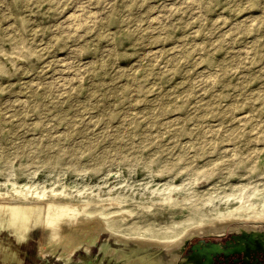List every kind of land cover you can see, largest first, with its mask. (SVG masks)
Here are the masks:
<instances>
[{"label":"rangeland","instance_id":"obj_1","mask_svg":"<svg viewBox=\"0 0 264 264\" xmlns=\"http://www.w3.org/2000/svg\"><path fill=\"white\" fill-rule=\"evenodd\" d=\"M11 188L46 196L0 198V264H173L189 235L264 230V0H0ZM242 201L259 216L217 215ZM87 218L176 242L101 230L67 255Z\"/></svg>","mask_w":264,"mask_h":264},{"label":"bare ground","instance_id":"obj_2","mask_svg":"<svg viewBox=\"0 0 264 264\" xmlns=\"http://www.w3.org/2000/svg\"><path fill=\"white\" fill-rule=\"evenodd\" d=\"M49 194H51V193H49ZM45 196H46V192L44 190H40V189H36V188H33V189L25 188V189H22V190H17V189H12L11 188L9 190L0 191V198H4V197H8V198L9 197H16V198H21V199H23V198L42 199ZM244 205H245V203L243 201L242 202H239V205L237 207L231 208L230 210H228L226 212H222V213H219L218 212L217 215L219 217L224 216V217H222V220L223 221L224 220H227V217L228 218L231 217V218H235V219L237 218V219H240V220L250 219V217H253L255 219L259 215H258L257 212L254 211V209L256 207H259V205H260V207H263L264 208V202L261 203V204H259V205H257V204L256 205L255 204H250L248 206H244ZM49 209H50L49 207H46V209L44 211V214H43V218L46 219L47 222H49V219H47L49 217L48 216L49 215ZM56 210H57V208H56ZM83 211L84 210H82L80 212H83ZM93 217H94V215H93ZM27 220H28V213H26L24 211H15L11 215V222L13 224L19 226L20 229H25L26 228L25 226L27 225ZM94 220H95V218H89V219L87 218V219H84L83 221L81 219V222H82L81 225H82V228L84 229L83 233L80 234V236L77 235V238L75 240V243L72 244L71 246L68 245V243H64L66 246H64L65 249H63V252H67V255H70V253L73 252V250L75 249V247L77 245L83 244V243L84 244H88V245L91 244L92 243L93 236L95 234H97L98 232H100L101 230H107L110 233L111 236L117 237L116 239L119 242L126 243V242H129V241H132L134 243H137L141 247L147 246V245L148 246L149 245H152V246L159 247V248H162V249H167V247H170L173 244V242H176L174 240H168V239H165L163 237L155 238V236L152 235L151 230H148L146 228H145L146 230H142V231H139V232L132 231L133 229H131V228L130 229H127V230H121L120 229L121 227L118 226L115 222L104 221L103 224L102 225L100 224L101 226H99V224L97 222H95ZM96 220H98V219H96ZM237 221H239V220H237ZM90 224L93 226L92 228L90 227ZM219 224H221V223H220L219 220H217V221L211 223V225L214 226V229H210L209 228L210 226H206V227L203 226L201 229H197V230H201V231H203L205 233H207V232H218V231H222L223 229L219 226ZM222 224H224V227L223 228H225V224H227V223H222ZM207 225H210V224H207ZM44 228H45V226H44ZM51 230H52V228H51ZM197 230H194L192 232L196 233L195 231H197ZM169 233H171V232H167V234H169ZM65 235L66 234H64V236ZM17 238L19 240L20 239H23V237H21L19 235H17ZM128 264H160V263L158 261H154L153 259H149V258L146 259V258L139 257V258H135V259L130 260Z\"/></svg>","mask_w":264,"mask_h":264},{"label":"flooded vegetation","instance_id":"obj_3","mask_svg":"<svg viewBox=\"0 0 264 264\" xmlns=\"http://www.w3.org/2000/svg\"><path fill=\"white\" fill-rule=\"evenodd\" d=\"M254 231L258 230L241 229V231L226 232L217 238L202 236L195 239H186L178 247L172 260L173 264H203V260L197 262L196 254L202 247L212 243L219 244L222 250L221 253L212 258V264H264V250L253 251L249 248L247 251L242 250L239 253L229 252L237 248V243H239L241 238L242 240H247L250 237L252 240L263 243L262 247H264V236L253 235L252 232ZM233 236H236L237 240L232 239ZM225 252L227 253L226 255Z\"/></svg>","mask_w":264,"mask_h":264},{"label":"water","instance_id":"obj_4","mask_svg":"<svg viewBox=\"0 0 264 264\" xmlns=\"http://www.w3.org/2000/svg\"><path fill=\"white\" fill-rule=\"evenodd\" d=\"M241 229L242 228H239L236 231H241ZM231 231H235V230H231ZM223 232H226V231H223ZM252 233H253V235L264 236V230L254 231ZM221 235L222 234H220L219 236H221ZM196 236H197L196 234L189 235L187 239H191V238H194ZM232 239L237 240V237L233 236ZM237 244H238L237 248H235L234 251L230 250L229 251L230 253H239L242 250L247 251L249 248H251V250H253V251L264 250V247H262L263 243H259V242L255 241V240H252V239H250V237L247 240H242V238H241L239 240V243H237ZM241 246H243V247H241ZM221 251H222L221 250V246L219 244H215V243H212L210 245L202 247L200 250H198V252L196 254L197 255V262L200 261V260H203V264H212V258L215 257L217 254L221 253ZM226 254L227 253L225 252V255Z\"/></svg>","mask_w":264,"mask_h":264}]
</instances>
